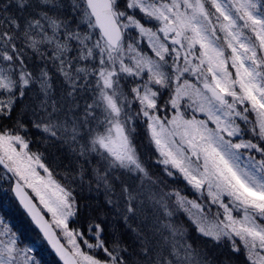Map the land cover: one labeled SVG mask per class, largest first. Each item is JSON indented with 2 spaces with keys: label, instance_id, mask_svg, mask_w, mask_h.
<instances>
[{
  "label": "snow or ice",
  "instance_id": "6c2138e0",
  "mask_svg": "<svg viewBox=\"0 0 264 264\" xmlns=\"http://www.w3.org/2000/svg\"><path fill=\"white\" fill-rule=\"evenodd\" d=\"M0 264H264V0H0Z\"/></svg>",
  "mask_w": 264,
  "mask_h": 264
},
{
  "label": "rangeland",
  "instance_id": "374dc122",
  "mask_svg": "<svg viewBox=\"0 0 264 264\" xmlns=\"http://www.w3.org/2000/svg\"><path fill=\"white\" fill-rule=\"evenodd\" d=\"M43 174V173H42Z\"/></svg>",
  "mask_w": 264,
  "mask_h": 264
}]
</instances>
